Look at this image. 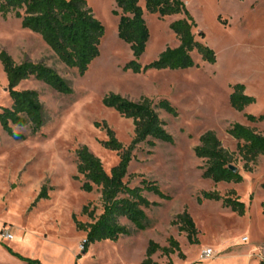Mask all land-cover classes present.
I'll use <instances>...</instances> for the list:
<instances>
[{
	"label": "rangeland",
	"instance_id": "374dc122",
	"mask_svg": "<svg viewBox=\"0 0 264 264\" xmlns=\"http://www.w3.org/2000/svg\"><path fill=\"white\" fill-rule=\"evenodd\" d=\"M183 1L196 21V40L215 52L216 64L203 61L194 51L196 65L188 70H125L133 54L118 37L119 17L113 13L116 0H87L105 34L100 55L81 76L64 65L39 34L24 29L20 18L0 14V52H7L17 64L26 60L44 63L72 88L70 94H61L35 78L23 81L19 90L39 94L44 125L36 133L29 125H12L14 132L25 137L18 141L4 132L0 123V236L10 232L15 239L8 245L22 257L57 258L67 263L76 247L82 253L87 233L77 223H93L102 214L103 204L100 189L92 193L81 189L84 177L77 171L76 152L87 146L110 173L120 156L104 147L108 136L97 124L106 123L125 148L134 138L133 121L104 104V99L114 94L132 102L143 97L155 104L167 100L176 109L177 116L157 109L174 142L140 144L125 179L131 188L142 187L144 179L155 182L165 196L144 192L150 202L157 203L145 210L149 227L139 230L121 219L130 235L118 241L96 242L89 254L83 255V264H141L151 241L171 247V239L178 242L182 255L176 251L166 256L158 251L152 257L155 264H186V257L187 264H260L264 259V156L258 158L252 172H246L236 155L235 165L243 182L214 184L202 178L206 162L194 153L200 137L214 131L223 147L236 154L238 142L227 133L236 123L264 135V121L251 123L245 117L264 115V0ZM139 5L150 31L139 63L147 66L166 48L179 46L170 24L183 17L161 19L146 10L145 0H139ZM236 84L245 85L246 94L255 98L242 113L229 103ZM7 86L0 62V112L12 105ZM43 187L49 198L36 202ZM205 192L239 198L246 206L245 215L239 216L222 202L204 199ZM86 207L94 218L83 213ZM185 211L198 229V244H190L187 234L175 224ZM223 242H227L226 248H222ZM207 247H212L216 256L199 262ZM6 253H0V264H26ZM234 253L237 257L233 261L224 257ZM249 253L254 255L252 260Z\"/></svg>",
	"mask_w": 264,
	"mask_h": 264
},
{
	"label": "trees",
	"instance_id": "16d2710c",
	"mask_svg": "<svg viewBox=\"0 0 264 264\" xmlns=\"http://www.w3.org/2000/svg\"><path fill=\"white\" fill-rule=\"evenodd\" d=\"M243 1V0H240ZM145 8L149 13L164 19L173 16L183 18L173 21L170 29L179 41L176 48H166L159 59L147 66L139 63L146 51L150 39V31L143 16L139 0H116L114 14L119 17L118 37L130 46L133 60L125 70L134 73L155 70H188L195 67L192 53L197 51L202 60L210 64L217 63L215 52L208 46L196 40L194 30L196 21L183 0H145ZM0 14L6 18L13 14L22 20L24 29L39 34L43 41L56 54L58 59L67 67L76 69L84 76L90 64L100 55V45L105 34L102 23L94 16L88 7L87 0H0ZM0 62L6 74L7 91L12 100L10 108L0 112L1 126L8 135L15 140H23L22 134L14 132L12 125L18 127L30 126L33 133L38 132L44 125V107L38 92L34 90H19L23 82L35 78L50 86L61 94H70L72 88L58 73L44 63H33L29 60L17 64L5 51L0 52ZM230 106L237 112H244L247 107L255 103V98L246 94L243 84L232 87L229 98ZM107 108L115 110L120 116L130 119L134 125V138L125 148L117 139L115 132L106 123L97 124L106 130L108 140L104 147L119 153L120 160L110 173H107L101 160L96 157L87 146L80 147L77 152V171L84 177L81 189L92 193L95 188L100 189L103 204L102 214L93 223L84 225L77 223L80 230L85 231L86 242L82 253L88 246L102 241H118L122 236L130 235V230L120 223L126 219L139 230L149 227L146 209L156 206L150 202L144 192L164 197L160 187L155 182L142 181V187L131 188L125 181L128 169L134 157V151L142 143L154 146L153 141L173 143V137L166 131L165 123L160 119L157 109L177 116L176 109L167 100L155 104L143 97L138 102L129 101L119 95L111 94L104 99ZM251 123L263 122L264 115H245ZM227 133L238 142L237 153L227 151L214 131L205 132L194 148L195 156L205 160L202 178L211 180L214 184L243 182V176L238 170L229 167L235 165L236 155L244 164L246 172H252L259 157L264 156V135L254 128L241 124H233ZM264 188V185H263ZM46 188L43 187L36 202L48 199ZM203 198L209 201L222 202L225 208L231 209L239 216H244L246 206L239 198L222 197L217 192H205ZM202 203V200H198ZM84 214L94 218L93 212L83 209ZM264 215V203H262ZM175 224L180 231L187 234L190 244H198V229L191 215L185 211L177 216ZM171 247H161L151 241L146 251V259L141 264H155L154 254L161 251L164 255L178 251L182 255L177 241L170 240ZM14 256L28 264H41L38 260L24 258L10 251ZM260 264H264V259Z\"/></svg>",
	"mask_w": 264,
	"mask_h": 264
},
{
	"label": "crops",
	"instance_id": "0c3cea01",
	"mask_svg": "<svg viewBox=\"0 0 264 264\" xmlns=\"http://www.w3.org/2000/svg\"><path fill=\"white\" fill-rule=\"evenodd\" d=\"M10 233V232H9ZM11 234V233H10ZM1 237V236H0ZM15 238H14V236H13V239L12 240H14ZM10 241L11 240H5V239H3L2 237H1V240H0V253H2V254H7L6 253V251L11 255V256H13L14 258H16V259H18V260H20L18 257H16V256H14L10 251H12L13 253H16V254H18V255H20L21 256V254H19L18 252H16L15 251V248H12V247H10L8 244L10 243ZM26 240H25V238H24V240H23V242H25ZM22 242V243H23ZM95 244V243H94ZM94 244H91V245H89L88 246V248H87V250H86V252L85 253H81L79 250H78V247H76V250L73 252V254L72 255H68V257H69V259H67L68 261H67V263L66 262H63V261H61L60 259H42V258H38V259H36L35 257L34 258H28V257H24V258H27V259H32V260H38L41 264H83V262H84V257H83V255H85V254H89V251H90V247L92 246V245H94ZM227 247V242H223V246H222V248H226ZM207 248H211V249H213L212 247H207ZM214 250V249H213ZM237 254L236 253H234V254H229V255H227V256H224L225 258H226V260H235V257H237L236 256ZM67 257V258H68ZM253 257H254V255L252 254V253H249L248 254V258L250 259V260H252L253 259ZM65 260H66V258H65ZM20 261H22V260H20ZM22 262H25V261H22ZM184 262H186V264H187V262H188V257H186V261H184ZM199 262H205V261H200L199 260ZM207 262V261H206ZM209 262V261H208ZM26 264H28L27 262H25ZM185 264V263H184ZM189 264H191V263H189ZM193 264H197V262H195V263H193ZM217 264V263H216Z\"/></svg>",
	"mask_w": 264,
	"mask_h": 264
},
{
	"label": "built area",
	"instance_id": "2783aa9c",
	"mask_svg": "<svg viewBox=\"0 0 264 264\" xmlns=\"http://www.w3.org/2000/svg\"><path fill=\"white\" fill-rule=\"evenodd\" d=\"M2 238L5 239V240H12L13 239V235L10 234L9 232L5 231L2 234ZM243 240L246 241L247 238H244ZM85 242H86V240L83 243V247H84ZM83 247H82V250H83ZM215 256H216V252L213 249L205 248V249H203L201 251L199 260L200 261H209V260L213 259Z\"/></svg>",
	"mask_w": 264,
	"mask_h": 264
},
{
	"label": "water",
	"instance_id": "95a60500",
	"mask_svg": "<svg viewBox=\"0 0 264 264\" xmlns=\"http://www.w3.org/2000/svg\"><path fill=\"white\" fill-rule=\"evenodd\" d=\"M229 168H230L232 171H234V172H237V171H238V168L235 167V166H233V165H231Z\"/></svg>",
	"mask_w": 264,
	"mask_h": 264
}]
</instances>
